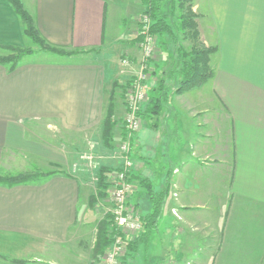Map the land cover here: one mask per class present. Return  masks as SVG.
Instances as JSON below:
<instances>
[{
	"label": "crops",
	"instance_id": "0c3cea01",
	"mask_svg": "<svg viewBox=\"0 0 264 264\" xmlns=\"http://www.w3.org/2000/svg\"><path fill=\"white\" fill-rule=\"evenodd\" d=\"M20 1L46 43L79 52L39 49L14 69L0 63V173L23 169L31 156L53 169L0 184V264H94L103 212L88 203L93 190L78 160L92 165L86 156L98 152L112 84L122 77L110 53L142 56L118 39L105 42L107 0ZM193 11L202 42L216 48L212 77L183 94L167 77L161 112L132 138L139 152L129 206L141 222L149 214L143 179L166 194L156 223L125 235L122 264H264V0H194ZM27 40L0 0V55ZM155 75L148 99L160 93ZM121 107L123 117V99Z\"/></svg>",
	"mask_w": 264,
	"mask_h": 264
},
{
	"label": "trees",
	"instance_id": "16d2710c",
	"mask_svg": "<svg viewBox=\"0 0 264 264\" xmlns=\"http://www.w3.org/2000/svg\"><path fill=\"white\" fill-rule=\"evenodd\" d=\"M6 2L12 7L13 11L22 22L24 35L29 38L33 44L37 45L40 50L68 56L79 52L65 51L46 43L40 36L32 16L24 8L22 2L20 0H6ZM193 2L194 0H141L140 2L143 8L142 16L147 17L150 22L149 33L156 38V41L160 39L166 40L167 43L172 44L174 48L170 60L165 63L167 66H165L162 71V74L169 79H177V87L174 90V94H183L189 90L200 87L212 77L213 73L210 66V56L216 51V48L206 47L201 42L196 23L197 15L193 11ZM180 36L182 40L189 42L188 49L181 45ZM142 39V35L138 33L137 37L133 39V42H141ZM5 50L8 51V54L0 55V63L8 65L10 69H14L22 58L34 53L33 50L29 48L6 47ZM147 64L150 65V60L147 61ZM164 79L165 78H161L159 81L160 87H158V91L160 93L158 97L149 98L138 113L142 120L147 116H157L161 112L163 103L167 98V89L164 84ZM131 80L133 79H130L125 87L128 86ZM115 87L116 82H113L99 131V138L107 148L112 146V130L116 124L114 120V105L112 103L113 89ZM108 172H110L108 168H99L97 173L96 192L94 195H90L88 200L90 206H93L94 202L99 198L106 196ZM49 174L50 173L39 175L32 172H25L15 175H4L0 176V184L8 186L24 184L37 180L39 176L45 177ZM133 178V175H131L129 179L132 184L136 183L137 180ZM141 181H146L145 188L152 204L149 214L144 216L141 222L143 229L147 230L152 224L156 223L166 193L165 190L154 191L151 183L147 179L140 180V183ZM113 232L111 215L108 212L97 223L93 247V258L96 261H99L106 248L110 245Z\"/></svg>",
	"mask_w": 264,
	"mask_h": 264
},
{
	"label": "rangeland",
	"instance_id": "374dc122",
	"mask_svg": "<svg viewBox=\"0 0 264 264\" xmlns=\"http://www.w3.org/2000/svg\"><path fill=\"white\" fill-rule=\"evenodd\" d=\"M140 2L141 0H107V4H108L107 5V8H108L107 15L108 16H107L106 28H105V42L111 41L112 39H118L122 41V43L117 44L119 48L125 47V45H121V44L127 43L129 44L130 47L133 48V50L137 54V57L142 56V60L140 62L137 61V59L134 57H131L130 54H128L125 51L124 48L121 51L116 49V51L114 50L110 53L108 58L114 65L116 64L119 67V70H121V73H122V77L119 80L115 81L116 87L113 89L112 103L114 105V117H115L114 120L116 121V124L112 130V135H113V142L111 144L112 146L110 148L105 147L103 145V142L100 140V138H98L97 141H94L96 142L98 146V152H92L90 154H87L89 158V162L90 163L93 162L92 165L90 167L86 166L85 163L83 162L81 163V161L78 160L79 166L82 167L80 169L81 170L83 169L82 170L83 174L79 173V175H82V177L85 178V180H87L88 183L92 186V190H93L92 195H94L96 192L97 178H98L97 173H98L99 168L105 167V168H108V170L110 171L107 174L108 188L106 191V196L103 198H99L98 200L94 202V203H98V207H100L101 211L103 212L102 218L105 216L106 213L109 212V209L111 206L110 200L107 199L109 198L111 190H112L110 182L112 178L114 177L115 173L117 172V169L119 167V162H120L117 146H118V143L121 141V139L119 140V134H120L121 128H123V125H120L122 118H123L122 113L124 110V109L122 110L121 101L124 97L127 87L129 86L131 82L128 83V86L125 87V85L128 81H130V79H134L137 73L141 70V65L143 63V52L140 46V42H137V43L133 42L134 41L133 39L137 37L138 35V31L140 29V24H141V19L143 17L142 16L143 8ZM196 15H197V12H196ZM196 23L198 26L197 18H196ZM198 32H199V28H198ZM199 38L201 40L200 33H199ZM27 41H28V46L26 48L33 50V52H36L39 50V47L33 44V42H31L29 38ZM180 42L183 47L188 49L189 42L186 40H182L181 36H180ZM136 44H138L139 46H136ZM205 46L211 47L207 45ZM155 47H156L155 54H154V57L150 60L149 71L151 75L156 74L154 77H157L156 81L159 83L160 78H165L164 80H167L166 79L167 77L162 74V71H163V68L167 66V64L165 65V63H167V61L170 60V57L172 53L174 52L173 51L174 48L172 44H169L167 43L166 40L164 41L161 39L157 41V44L155 45ZM38 53L44 54L47 52L43 50H39ZM38 53H36V55H38ZM7 54H8V51H4V53H2L1 55H7ZM125 58L128 60L127 65H124L121 62ZM145 86L147 89V83ZM149 88L150 87L148 86V89ZM123 135H124V128H123ZM138 152H139L138 146L134 141L133 143H131V156H133V158H136ZM26 162H27L26 165L24 167H21L23 169H20L19 167H17L11 170L10 174L12 175L19 171L30 170V172L34 174L43 175L46 173H50L53 170L52 167L46 166L42 159H38L32 156L28 157ZM4 175L0 173V176H4ZM39 177L42 178L43 176H39ZM39 177L38 179H40ZM132 210L134 211V213L139 214L138 212H136L137 211L136 209L132 208ZM105 252L103 256L100 257V260H99L100 262L97 261L94 264H102Z\"/></svg>",
	"mask_w": 264,
	"mask_h": 264
},
{
	"label": "built area",
	"instance_id": "2783aa9c",
	"mask_svg": "<svg viewBox=\"0 0 264 264\" xmlns=\"http://www.w3.org/2000/svg\"><path fill=\"white\" fill-rule=\"evenodd\" d=\"M149 24L148 18L142 17L138 33L143 37L140 42L143 52V63L141 70L131 80L123 97L125 105V113L122 118L124 135L117 146L120 162L117 172L110 182L112 190L109 196L111 204L109 213L114 232L102 264H122V258L128 245L125 235L134 236L143 229L138 214L134 213L129 206L128 199L134 190V184L129 181L133 168L131 141L143 125L138 113L148 100L145 85L150 76V68L147 61L154 57L155 45L157 44L156 38L149 33ZM121 62L127 65L128 60L125 58ZM86 157L88 158V156Z\"/></svg>",
	"mask_w": 264,
	"mask_h": 264
}]
</instances>
